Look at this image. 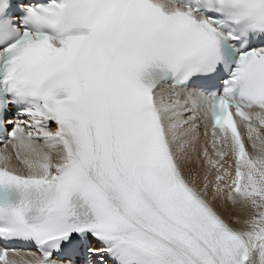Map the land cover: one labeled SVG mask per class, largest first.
<instances>
[{"label":"snow or ice","instance_id":"6c2138e0","mask_svg":"<svg viewBox=\"0 0 264 264\" xmlns=\"http://www.w3.org/2000/svg\"><path fill=\"white\" fill-rule=\"evenodd\" d=\"M0 264H264V0H0Z\"/></svg>","mask_w":264,"mask_h":264}]
</instances>
